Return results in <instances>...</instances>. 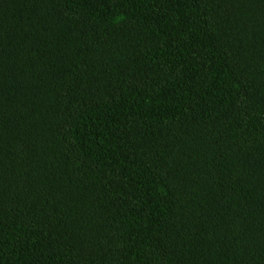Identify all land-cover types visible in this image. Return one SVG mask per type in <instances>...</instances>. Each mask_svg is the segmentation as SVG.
Instances as JSON below:
<instances>
[{
    "label": "trees",
    "instance_id": "16d2710c",
    "mask_svg": "<svg viewBox=\"0 0 264 264\" xmlns=\"http://www.w3.org/2000/svg\"><path fill=\"white\" fill-rule=\"evenodd\" d=\"M0 264H264V0H0Z\"/></svg>",
    "mask_w": 264,
    "mask_h": 264
}]
</instances>
